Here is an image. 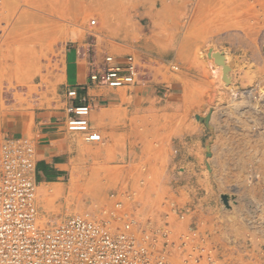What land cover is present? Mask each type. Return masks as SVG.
Returning a JSON list of instances; mask_svg holds the SVG:
<instances>
[{"label": "rangeland", "instance_id": "obj_1", "mask_svg": "<svg viewBox=\"0 0 264 264\" xmlns=\"http://www.w3.org/2000/svg\"><path fill=\"white\" fill-rule=\"evenodd\" d=\"M0 29L2 108L58 101L64 52L78 45L94 65L105 54L133 55L137 84L152 93L135 99L134 86L119 89L127 107L101 131L105 144L76 136L84 149L73 160L76 184L37 189L39 224L63 208L59 221L100 220L114 194L121 214L147 228L168 222L178 236L196 223L218 264L264 257V0H0ZM214 50L228 57L221 67ZM167 90L182 95L173 108ZM193 164L201 175L190 188Z\"/></svg>", "mask_w": 264, "mask_h": 264}, {"label": "built area", "instance_id": "obj_2", "mask_svg": "<svg viewBox=\"0 0 264 264\" xmlns=\"http://www.w3.org/2000/svg\"><path fill=\"white\" fill-rule=\"evenodd\" d=\"M94 24L92 20L89 25ZM3 36L0 29V43ZM138 77V62L130 54H105L100 64L89 65L88 81L109 89H130ZM90 111L85 105L69 106L66 130L80 134L86 143H100V133L89 124ZM34 171L32 141L5 138L0 145V264H218L196 223L178 236L168 222L158 229L133 225L121 214L123 203L114 194L100 220L87 213L39 224ZM173 238L183 252L180 259L172 256ZM241 264H264V257L246 258Z\"/></svg>", "mask_w": 264, "mask_h": 264}, {"label": "crops", "instance_id": "obj_3", "mask_svg": "<svg viewBox=\"0 0 264 264\" xmlns=\"http://www.w3.org/2000/svg\"><path fill=\"white\" fill-rule=\"evenodd\" d=\"M89 65L90 59L84 47L78 45L66 49L58 101L42 107L34 103L29 108L25 105L16 106L15 103H9L4 108L0 106V145L5 138H27L32 141L35 149L33 177L37 189L51 186L66 192L71 188L70 180L76 174L73 160L79 157L84 149L80 151L72 141L75 136L66 130L69 106H89V124L100 134L101 131L107 130L110 119L116 114H121L127 107V92L93 85L88 81ZM147 83L142 81L134 86L131 96L135 99L152 97ZM181 96L178 92L167 90L162 99L167 108H173ZM102 143L105 144V141ZM200 175L201 170L198 172L196 165H188L185 171V186H198L197 176ZM43 201L41 195V202ZM41 202L39 206L43 205ZM60 213L55 220L67 217L66 209H61Z\"/></svg>", "mask_w": 264, "mask_h": 264}, {"label": "bare ground", "instance_id": "obj_4", "mask_svg": "<svg viewBox=\"0 0 264 264\" xmlns=\"http://www.w3.org/2000/svg\"><path fill=\"white\" fill-rule=\"evenodd\" d=\"M115 1V0H114ZM122 1V0H121ZM119 4V3H118ZM124 21V20H123ZM122 21V22H123ZM124 23H126L125 21H124ZM126 26V25H125ZM122 28H124V27H122ZM128 28V27H127ZM125 31V30H124ZM127 31V30H126ZM125 31V32H126ZM129 31V30H128ZM214 55H217L218 57H219V61H218V63H219V65H220V67H221V61H220V58H221V60H223V61H226V60H228V57H226V55H225V58H224V56L222 55V54H220V52H218V51H213L212 53H210V57L211 58H213V56ZM214 59V58H213ZM216 64V63H215ZM217 65V64H216ZM216 71H217V73L219 72V74L221 73V71H220V69H219V67L217 68L216 67V69H215ZM225 70H223V72H224ZM216 74V73H215ZM229 94H231V97H229V98H231L230 99V101H231V103L234 101V99H232V97H234L235 96V90H233L232 88H230L229 89ZM232 92H233V94H232ZM228 98V99H229ZM229 101V102H230ZM230 103V104H231ZM234 104H231V105H229V109H231V112H232V110H238L239 109V107H240V104H235V102H233ZM250 104V103H249ZM253 104V103H252ZM252 107H254L253 105H252ZM215 108V107H214ZM237 112V111H236ZM235 112V113H236ZM229 112H226V114H228ZM236 114H238V113H236ZM230 115V114H229ZM240 115V114H239ZM240 117V116H239ZM91 126V125H90ZM92 128V127H91ZM70 133V132H69ZM71 135H74L75 136V138H73L72 139V141L73 142H75V145L77 146V147H80V140H79V138H77L76 136H79L80 137V139L84 142V143H86L84 140H83V138H82V136L80 135V134H74V133H70ZM101 135V134H100ZM102 137V136H101ZM103 139V138H102ZM103 142V140L100 142V143H102ZM261 151H263V150H261ZM263 153H264V151H263ZM261 155V154H260ZM262 163V162H261ZM263 163H264V159H263ZM261 165V164H260ZM263 165V164H262ZM71 168H72V166H71ZM73 169V168H72ZM34 178V177H33ZM76 183H75V181H71L70 182V185H71V188H72V186L73 185H75ZM262 193H263V197H262V200L261 201H258L259 203L261 202L262 204H264V187H263V191H262ZM46 201V200H45ZM228 201V200H227ZM256 201V200H255ZM230 205L232 204L230 201L228 202ZM260 203V204H261ZM44 204V203H43ZM224 204V203H223ZM226 206V205H225ZM263 206V205H262ZM46 207V206H45ZM232 207V206H231ZM260 209H261V207H260ZM85 215H87V213H82L81 215H76V216H72V217H69L68 219H70V218H74V217H81V216H85ZM94 218V221H96V219L97 218H95V217H93ZM67 220V219H66ZM97 220H99V219H97ZM127 220V219H126ZM264 220V219H263ZM261 221V224H262V226H264V221ZM128 221H130V222H132V224L134 225V223H137L138 221H136L135 219H129ZM47 222V221H46ZM54 223L55 222H59V220H55V221H53ZM139 223V222H138ZM141 224V223H140ZM144 228L146 229V226H144Z\"/></svg>", "mask_w": 264, "mask_h": 264}, {"label": "water", "instance_id": "obj_5", "mask_svg": "<svg viewBox=\"0 0 264 264\" xmlns=\"http://www.w3.org/2000/svg\"><path fill=\"white\" fill-rule=\"evenodd\" d=\"M213 58H214V62H215L216 64H219V63H218V61H219V57H218L217 55H214ZM224 70L226 71V70H227V67H224ZM225 71H224V72H225Z\"/></svg>", "mask_w": 264, "mask_h": 264}]
</instances>
